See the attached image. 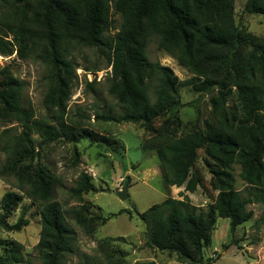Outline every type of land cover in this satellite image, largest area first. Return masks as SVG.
I'll use <instances>...</instances> for the list:
<instances>
[{
	"label": "trees",
	"instance_id": "obj_1",
	"mask_svg": "<svg viewBox=\"0 0 264 264\" xmlns=\"http://www.w3.org/2000/svg\"><path fill=\"white\" fill-rule=\"evenodd\" d=\"M113 8L120 23L106 42L104 34L112 22L109 0H0V55L35 58L47 70L43 96L47 114L42 116L22 105V82L9 73L0 78V120L21 127L6 135L1 145L5 159L0 177L12 178L16 190L0 197V228L19 231L28 223L24 209L14 222L8 221L26 195L39 207L41 227L35 249L41 264H63V257L73 252L75 238L68 219L92 235L115 215H103L99 207L93 212V203L83 198L96 191L85 171L67 189L68 197L77 203L63 210L55 199L59 176L36 160L39 148L51 142L97 140L93 130L71 124L66 110L77 68L73 48H98L107 55L110 73L105 82L116 109L96 111L95 120L142 127L149 138L141 147L155 151L165 187L195 191L202 185L196 169L200 160L209 174L210 188L216 191L205 209L191 205L180 192L183 198L167 196L144 211H135L144 225V245L204 264L202 248L215 219L227 218L233 230L251 218L247 204L263 200L264 38L234 22V0H113ZM243 10L260 15L264 22V0H245ZM150 36L157 39L158 49L190 74L181 83L190 84L199 97L208 95L210 114L201 125L180 133L176 126L169 127L172 122L179 125L168 117L170 112L197 100L182 103L180 81L173 70L148 58ZM163 117L161 125L155 126V119ZM8 132L9 128L3 129L4 136ZM236 176L255 189L253 199L240 196ZM125 211L132 216L130 210L119 213ZM21 248L15 240H0V264L25 262ZM97 251L105 257L94 264H126L120 255H112L108 239L97 241Z\"/></svg>",
	"mask_w": 264,
	"mask_h": 264
},
{
	"label": "rangeland",
	"instance_id": "obj_2",
	"mask_svg": "<svg viewBox=\"0 0 264 264\" xmlns=\"http://www.w3.org/2000/svg\"><path fill=\"white\" fill-rule=\"evenodd\" d=\"M245 0H234L233 18L236 24L245 27L252 34L264 38V22L260 15L246 13L243 10ZM110 18L109 30L104 34L109 42L120 23V16L115 13L113 0H109ZM157 39L148 37L146 53L150 60L159 61L169 66L180 81L178 94L182 103L187 104L176 108L168 114L174 118L178 126L172 122L169 127L176 126L178 133L190 130L194 124H202L210 114L208 95L194 92L190 84L181 82L190 74L179 66L176 61L164 51L157 48ZM72 57L77 65L72 91L68 100L67 119L71 124L84 126L97 134L95 142L81 140L69 143L64 140L42 145L36 160L46 163L59 176L60 184L55 187V199L65 210L77 202L70 199L67 189L73 186L78 174L85 171L92 176L91 182L96 191L83 194L85 200L94 205L93 212L99 207L103 215L114 213L105 224H100L92 235L84 232L83 228L68 219L69 225L75 230L73 252L63 257V264H94L103 260L105 255L97 251V241L108 239L113 256H121L126 264H136L142 261H152L155 264H198L181 258L173 252H161L144 245V225L135 211L141 212L150 205L160 202L167 196L183 198L179 193L187 195L189 203L198 209H205L213 202L216 191L209 186V174L201 161L196 163V169L202 176V185L195 191H184V186L165 187L157 163L155 151L143 149L141 142L149 138V134L137 123H113L95 120L96 111L116 109L115 101L107 93L105 78L110 73L107 67V55L98 48L77 46L72 50ZM89 68L90 70H86ZM93 69H97L93 71ZM0 78L6 73L22 82L20 87L22 105L30 108L36 116L47 114L43 105V96L47 89L44 64L35 58L19 59L14 54L0 55ZM95 80L92 87L86 82ZM198 98V99H197ZM165 117L155 119V126L161 125ZM9 128L7 134L3 129ZM21 130L16 122L0 120V166L5 159L1 145L7 140L6 135H12ZM35 145L39 137L33 135ZM113 138L115 141L103 140ZM124 148H123V147ZM78 152L77 160L74 152ZM239 171L235 167V172ZM127 182L128 196L120 199L117 192ZM12 178L0 177V197L8 190H16ZM235 186L242 198L253 199L255 189L243 183L236 176ZM261 202H251L247 208L252 210V216L244 223L230 229L227 218L215 219L210 231V238L202 248L204 264H264V195ZM24 209L28 223L19 231H6L0 228V240L11 239L21 244L25 262L19 264H41L35 245L39 238L40 219L39 207L31 203L30 198L23 196L8 221L14 222ZM121 210H130L132 216Z\"/></svg>",
	"mask_w": 264,
	"mask_h": 264
},
{
	"label": "water",
	"instance_id": "obj_3",
	"mask_svg": "<svg viewBox=\"0 0 264 264\" xmlns=\"http://www.w3.org/2000/svg\"><path fill=\"white\" fill-rule=\"evenodd\" d=\"M127 188H128V184L127 182H125L121 189L117 192V196L120 198V199H125L127 198L128 196V193H127Z\"/></svg>",
	"mask_w": 264,
	"mask_h": 264
}]
</instances>
